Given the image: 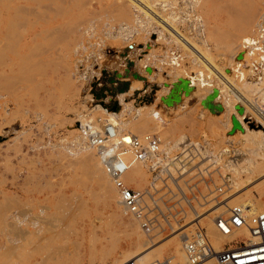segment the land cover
<instances>
[{
  "label": "rangeland",
  "instance_id": "374dc122",
  "mask_svg": "<svg viewBox=\"0 0 264 264\" xmlns=\"http://www.w3.org/2000/svg\"><path fill=\"white\" fill-rule=\"evenodd\" d=\"M163 1L164 5L161 0L156 2L157 9L168 5L172 7L167 9L179 13L190 9L182 7L184 0ZM245 1L252 0L233 2L237 13ZM260 2L264 4V0ZM226 4L217 1L210 14L190 9L187 21L181 19L175 24L230 74L225 66L230 18L221 8ZM143 13L132 0H0V264H124L137 255L144 264L174 256L178 261L180 247L165 251L161 246L166 247L181 228L156 236L143 234L135 222L123 216L116 191L114 195L103 192L90 172L85 158L87 145L76 126L79 115H85L86 121L109 119L97 111L99 106L111 112L116 105L122 130L140 138L156 133L168 149H177L186 140L208 141L214 153L207 157L212 161L190 170L178 185L197 197L190 209L198 215L189 213L186 225L204 218L215 250L217 243L227 238L214 224L209 228L215 216H205L215 211L219 202L229 198L233 207L253 200L257 207L260 205L259 210L264 209V194L260 193L264 176L256 175L252 185L243 172L262 162L258 156L262 152L242 135H228L227 130L231 117L240 115L237 105L244 112L240 116L248 118L245 122L264 132V120L251 117L255 103L233 90L229 95L236 103L234 110L213 113L200 104L211 92L203 90L201 98L191 97L194 87L188 96L182 93L180 103L165 105L162 98L178 79L188 80L191 87L189 75L204 68L193 61L181 41L177 43ZM149 46L155 52L147 71L143 61L151 51ZM124 48L128 51L120 56ZM173 55L184 60L179 70L166 64L158 65L159 69L152 64ZM108 78L114 79L111 86ZM123 79H138L140 84L121 103L118 96L123 93L110 95L105 89L115 91ZM223 87L219 84L217 91ZM102 92L105 98L100 97ZM219 96L225 99L222 91ZM217 105L224 108L223 101ZM214 158L220 160L215 163ZM143 173L142 189L149 179L144 169ZM224 178L228 179L225 183ZM220 187L224 188L222 194L216 192ZM243 194L245 198L240 197ZM147 241L153 242L144 250Z\"/></svg>",
  "mask_w": 264,
  "mask_h": 264
},
{
  "label": "built area",
  "instance_id": "2783aa9c",
  "mask_svg": "<svg viewBox=\"0 0 264 264\" xmlns=\"http://www.w3.org/2000/svg\"><path fill=\"white\" fill-rule=\"evenodd\" d=\"M100 123L85 122L80 133L112 182L123 216L135 222L143 234L169 233L172 226L180 227L179 232L187 230L181 241L185 264H208L213 260L214 264H264V209L249 213L243 206L235 205L227 215H219L214 220L218 233L238 235L219 251L214 249L204 225H186L188 214H195L190 208L197 197L185 193L178 182L190 170L212 161V157H207L214 153L208 141L186 140L173 150L156 133L143 138L118 135L112 124ZM133 163L140 164L149 176L148 185L142 190L132 188L124 180ZM224 180L225 183L228 179ZM223 189L217 188L216 192L222 194ZM243 231L247 236L239 234ZM156 264L179 263L165 258Z\"/></svg>",
  "mask_w": 264,
  "mask_h": 264
},
{
  "label": "bare ground",
  "instance_id": "6f19581e",
  "mask_svg": "<svg viewBox=\"0 0 264 264\" xmlns=\"http://www.w3.org/2000/svg\"><path fill=\"white\" fill-rule=\"evenodd\" d=\"M157 1H160V0H132V2L135 3V5L142 11V13L144 12L148 16L150 21L151 20L155 21V23L157 22V24L159 26L161 25L163 27V29H165V30H167V32H169V34L171 35V38L173 36L174 38H176L178 40V41H176L177 43L181 41L182 43L181 42L180 43L183 44V47L186 50H189V52L192 54V56L194 58L193 61H195V62H197L203 66L204 70H202V69L199 70L194 76L189 75L190 80L192 82L191 88L196 87V90L193 93H191V97H196L199 99L202 97L201 93L203 90L212 93V91L214 89L217 90V86L219 84H221V86L223 85L224 87L220 88L219 91H222V94H224L225 99H223L220 96L218 97V94H217V96L215 97V100L212 101L213 105H217V103L219 104V101H223L224 108L222 105H220L222 107V109H226L227 111H229L233 108V110H234L233 104L235 102L233 101L234 99H231L229 93L234 92L233 90H237L238 94H240L243 98H251L253 100L255 105H252L251 109H253L254 114L250 113L251 117H253V119H255V120H259L262 122L261 119L264 120V4H262L260 2V0L245 1L244 4L242 5V7L238 9V11L240 13H237L236 7H233L234 6L233 2H235V0H184L182 7L190 8L191 12L202 11L204 14L205 13H207V14L212 13V11H214L213 8H214L215 3L217 1H221V2L227 1V4L224 5V8L223 7H221V8L223 9V11L225 13H227V15H229V18H230L229 23H230V30L231 31L229 32L230 33L229 41H227V43L229 42L228 47H230V50L227 54V59L225 62V66H227V68L230 69L231 73L229 74L226 72L225 67H220L217 65V63L209 55V53H207L205 50H203L197 44L193 43V41L188 36H186L185 34H183L182 32H180L178 30L175 23H177V24L180 23L182 21L181 19H183V22H186L187 19H185V17H186V15L188 16L190 9H188V11L183 10L184 12H186L185 14H184V12H182V13H179L177 11L174 12V10H173L174 8L167 9L169 7H172L171 5H168L169 7H167V8H166V6H164V9L160 8L161 10H159V9H157L158 6L156 7V5H155ZM161 1H162V4L165 2L163 0H161ZM163 5H162V7H163ZM221 8L219 11H221ZM125 10H126V8H125ZM178 17H181V18L178 19ZM196 18H197V16H196ZM199 21H200V19H199ZM150 24H148V25H150ZM205 24H206V22H205ZM200 26H204V25L200 24ZM146 29L148 32V27ZM146 29L144 31H146ZM148 49H150L151 51L148 54V56H145V60L143 61V67L146 69L149 68L147 65L149 64L150 58L152 57L153 53L155 52V50H152L153 46H149ZM138 52H141V51L139 50ZM128 55L129 54H127V56ZM175 55H176V53H175ZM167 57L163 60H154V61H152V64L155 66L156 65L158 66L160 64L162 66V65L166 64V65L171 66V67L178 69V70L184 65V60L183 59L181 60V58H177L174 55L172 57H168V58ZM189 57H190V54H188V58ZM158 67H159V69L161 68L160 66H158ZM138 79L140 80V78H138ZM138 79L134 80V82H130V80H124V79L122 80V82H128V83L130 82L132 84H130L128 91L124 92L122 95H119V96L117 95L118 98L120 99L121 103H124L125 99L137 90L138 83H139ZM219 91H218V93H219ZM110 95H112V94H110ZM234 95L237 96L236 94H234ZM238 98H237V100H238ZM237 100H235V101H237ZM240 101H242V100L240 99ZM104 102H102V103H104ZM185 104H186V101H184L182 106L185 107L187 105V104L186 105ZM118 107L119 106H117V108ZM246 110H247V108H246ZM246 110H244V111H246ZM97 111H100L102 113L107 114L109 119L107 117H104V118L98 117L94 121H86L85 115H79L78 116L79 120H77V123L79 125L76 126L77 130L80 131L81 126L83 124H85V122H92L95 124L99 121L102 123L108 122V123L112 124L115 127V132L118 135L121 134L122 132L125 136L134 135L128 131L122 130V128L124 126H123V123L120 121V109L119 108H118V110H115V111L113 110L111 112H106L104 109L100 108V106H99L97 108ZM247 111H249V110H247ZM233 112H235V111H233ZM233 112H231V113H233ZM247 113L245 115H247ZM228 115H229V117L231 116L230 114H228ZM237 118H238L237 120L241 124L243 132L236 131L235 132L236 136L238 134L242 135L244 137V139H246L245 141H248L250 143L255 144L256 147L259 148L258 150L262 152L261 154H258V156H260L262 158V162L254 168H252L253 166L252 167H246L243 171L247 176L248 182H250L251 184L253 183L252 185H254V182H255L254 178L256 175H259L261 177L264 176V132H258L257 126L254 125L253 123L247 124L245 122L246 119L248 120L247 117H244V116L242 117V116L238 115ZM229 120H230V118H229ZM249 120L252 121V119H249ZM102 123H100L99 125L104 126V125H102ZM138 124H140V123H138ZM141 124L145 125L144 122L143 123L141 122ZM262 124H264V123H262ZM142 125H141V129H143ZM250 125H252V127H254V128L250 127ZM145 126H148V125H145ZM231 126H232V124H231V120H230L227 123V130H231ZM261 126H264V125H261ZM135 136H137V135H135ZM137 137H139V136H137ZM230 139H231V137H230ZM86 152H87V157L85 156V158L87 159L86 164L88 165L89 170L92 173L94 179H96L98 186H99V189H101L106 194L112 195L115 192L113 184L109 180L108 175L103 170V168H102L100 162L98 161V159L96 158L93 150H91L87 146ZM258 156L256 154V157H258ZM214 160H216L215 161V163H216L218 159L214 158ZM251 162L253 163V161H251ZM129 169L130 170H128L129 171L128 176H127V173L125 175V179H124L125 182L127 181L129 185L135 186L136 189L137 188L142 189L143 188L142 179L144 178L142 166L140 164L133 163ZM126 176H127V178H126ZM262 183H264V182H262ZM251 184H249V186ZM262 185H263V190H261L260 193L264 194V184H262ZM258 186H260V184L255 186V187H258ZM242 190H243V188H242ZM243 192H244V190H243ZM244 193H246V192H244ZM244 195L245 194H243V196H240V197L245 198ZM244 198H240V200H242ZM110 199L112 200V198H110ZM113 199H114V197H113ZM228 199L229 198H227V200L221 201V203L219 202L214 207L215 209L216 208L217 209L216 210L213 209L215 211H213L210 215L208 214L209 215V216L207 215L208 217L205 216V218L207 219V218H210V216L214 215L215 219H216L219 216L220 212L221 213L227 212L229 210V208H231L230 207L231 201H228ZM238 200H239V198H238ZM117 201H118V199H117ZM226 201H228V202H226ZM254 203H253V200L252 201L249 200L247 202L240 203V205L243 206L244 208H246L249 213L261 211L258 209V207L260 205L257 207ZM222 204H225V205H222ZM262 207H263V205H262ZM194 212H195L194 215H198L197 211H194ZM198 219H200V217H197V220ZM215 219H210V222L208 224L210 229H213V224H214ZM198 223L206 226L204 218H201V220ZM131 225H133V224H130V227H129L130 229H132ZM171 229L173 230V232L174 231L176 232L175 227L172 226ZM186 232H187V230H184L182 232H178L175 236H173L167 242L166 247L161 246V247H163V249H165V251H167V249L170 247H173V248L174 247H176V248L180 247V249H178V250H180L179 257H178L179 262L177 261L179 264H185V258H184L183 253H182L181 241L183 238V234ZM213 232H215V231H213ZM239 234H244L245 236H247V233L245 231H243L242 233H239ZM237 236L238 235L223 236L227 239L219 241V242L217 241L218 243H217L216 251L221 250L225 243L233 240ZM151 242H153V241H151ZM151 242L147 241L142 246L143 249L146 248L149 244H151ZM141 251H140V253H141ZM143 251H142V253H143ZM140 256L141 255L133 256V258H131V259H129V257H128L129 260L128 259H126V260L135 261L136 264H144L145 260H143V258H140ZM151 256H154V255H151ZM171 258L176 260V256L171 257ZM121 262L122 261H116L113 264H122ZM153 264H155V263H153ZM208 264H214V260L209 262Z\"/></svg>",
  "mask_w": 264,
  "mask_h": 264
},
{
  "label": "water",
  "instance_id": "95a60500",
  "mask_svg": "<svg viewBox=\"0 0 264 264\" xmlns=\"http://www.w3.org/2000/svg\"><path fill=\"white\" fill-rule=\"evenodd\" d=\"M127 51H128V48H124L123 53L120 54V56L125 55ZM128 66L131 67L132 63L130 62ZM147 71H149V69H147ZM133 77L137 78L138 76L137 74H133ZM107 82L111 86V84L114 83V79L108 78ZM128 89H129V83L123 82L119 87H116L115 91L111 89L110 87L106 88L105 91H107L108 94H111V92L121 94V93L128 91ZM192 91L193 90L190 87L188 80L178 79V82L173 84V87L170 90L169 94L165 98H162V102L167 106L178 104L181 102L182 93L185 96H188ZM217 94H218V91L214 89L210 95L206 96L205 99L201 100L200 104L213 113L215 112L220 113L222 111V107L220 105H213L212 103L213 99L217 96ZM100 97L105 98L104 92L100 94ZM235 109L237 110L238 114L241 115L243 113V109L241 107L236 106ZM111 110H114V111L117 110L116 105ZM231 124H232V128L228 132V135H233L236 131L243 132L241 124L235 116L231 117Z\"/></svg>",
  "mask_w": 264,
  "mask_h": 264
}]
</instances>
